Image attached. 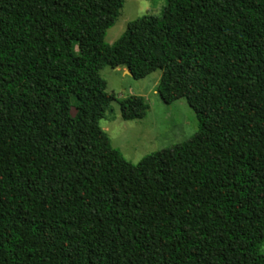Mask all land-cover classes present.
<instances>
[{
  "label": "trees",
  "instance_id": "16d2710c",
  "mask_svg": "<svg viewBox=\"0 0 264 264\" xmlns=\"http://www.w3.org/2000/svg\"><path fill=\"white\" fill-rule=\"evenodd\" d=\"M164 1L108 46L122 0H0V264H264V0ZM105 67L198 132L123 168Z\"/></svg>",
  "mask_w": 264,
  "mask_h": 264
},
{
  "label": "rangeland",
  "instance_id": "374dc122",
  "mask_svg": "<svg viewBox=\"0 0 264 264\" xmlns=\"http://www.w3.org/2000/svg\"><path fill=\"white\" fill-rule=\"evenodd\" d=\"M122 4L115 25L105 37L108 46L120 39L129 24L145 16L160 18L166 5L164 0H122ZM124 71L109 67L100 71V77L106 83V93L117 101L131 96L142 97L149 110L142 120L125 122L121 119L118 103L112 102L99 124L110 140L115 159L126 169L138 165L148 156L189 141L198 132L199 123L184 99L170 105L160 100L157 85L161 72L136 81ZM260 253L264 255V245Z\"/></svg>",
  "mask_w": 264,
  "mask_h": 264
},
{
  "label": "crops",
  "instance_id": "0c3cea01",
  "mask_svg": "<svg viewBox=\"0 0 264 264\" xmlns=\"http://www.w3.org/2000/svg\"><path fill=\"white\" fill-rule=\"evenodd\" d=\"M116 70L118 71V70H120V69H116ZM124 74L129 76V74H128V71H127V70H125V71H124Z\"/></svg>",
  "mask_w": 264,
  "mask_h": 264
},
{
  "label": "water",
  "instance_id": "95a60500",
  "mask_svg": "<svg viewBox=\"0 0 264 264\" xmlns=\"http://www.w3.org/2000/svg\"><path fill=\"white\" fill-rule=\"evenodd\" d=\"M129 76L131 77V74L128 72Z\"/></svg>",
  "mask_w": 264,
  "mask_h": 264
}]
</instances>
